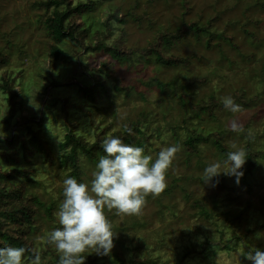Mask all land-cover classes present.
<instances>
[{"label":"rangeland","instance_id":"1","mask_svg":"<svg viewBox=\"0 0 264 264\" xmlns=\"http://www.w3.org/2000/svg\"><path fill=\"white\" fill-rule=\"evenodd\" d=\"M34 1L39 0H0V53L9 58L0 68V80L4 72L11 73L16 77L13 89L17 93L16 105L11 109L7 95L0 89V151L16 149L21 160L17 166L35 168L34 178L39 182L35 190L47 204L54 203L52 216H42L33 234V246L40 252L42 263L43 259L51 264L58 261L43 237L58 226L54 213L62 198V181L67 177L60 166L59 142L67 132V125L76 134L93 141L98 125L111 124L105 134L109 136L111 131L122 129L127 121L139 120L147 135L145 154L155 157L161 147L180 146L167 174L170 192L147 197L139 216L116 215L114 210L106 213L116 235L111 252L98 255L99 264H122L113 252H122L128 260L133 247L138 248V256L145 264H251L241 253L256 247L264 249V238L257 239V233L264 237V227H256L264 223V156L250 172L245 163L239 183L234 176L221 174L210 184L201 180L204 168L225 157L215 147L202 142L200 153L188 156L180 143L187 137L188 129L196 127L204 133L222 132L228 150H232L230 146L235 142L238 147L264 151V0H100L77 21L87 28L86 42L95 43V34L100 31L110 32L106 42L123 32L125 47L144 48L163 30L174 31L197 18L206 26L215 17L199 39L193 29L189 30L185 39L164 51L176 56L192 55L188 65L165 67L147 62L145 56L136 53L133 62H116L111 67L121 86L132 88L131 93L126 96L125 91L113 90L110 97L96 100L83 97L78 83L91 80L84 65L90 68L99 67L103 61L112 62L109 54L104 50L86 52L65 39L58 44L64 53L54 59L48 43L53 40L43 23L52 7L45 12L31 7ZM69 1L75 4L87 0ZM131 8L136 18L127 16L122 22L111 18L110 26L105 25L115 9H120L122 14ZM210 39L212 46H208ZM175 75L176 84L195 80L190 87L195 101H207L210 95L220 100L238 91L252 100L247 106L237 102L242 106L238 113L216 109L211 117L203 114L184 121L186 115L179 109L170 84ZM51 79L60 84L49 86ZM158 81L169 86L161 89ZM109 84L113 86L114 81L110 79ZM45 89L46 107L42 110ZM232 119L243 124L244 133L227 130ZM28 126L50 143L53 165L46 164L37 153L25 162L19 142L9 147L2 140L16 129L28 139L31 136ZM199 155L202 161H198ZM82 161L83 182L87 183L94 164L84 158ZM0 165L10 170L14 163L0 155ZM198 203L212 207L207 217L200 213ZM234 231L239 235L245 233L244 240L234 237ZM221 232L222 242L229 240L230 248L218 243ZM50 248L54 249L51 245ZM25 261L30 263L29 259Z\"/></svg>","mask_w":264,"mask_h":264},{"label":"trees","instance_id":"2","mask_svg":"<svg viewBox=\"0 0 264 264\" xmlns=\"http://www.w3.org/2000/svg\"><path fill=\"white\" fill-rule=\"evenodd\" d=\"M99 1L100 0H87L86 2L72 4L69 0H39L31 3V7L44 9L45 12L52 7L51 13L45 16L43 23L47 35L51 36V39L53 40L48 43L50 46V55L54 59H57L64 53L58 44L65 39L74 42L86 52L104 50L112 59V62L109 63L103 61L99 67L92 66L89 68L90 65H84L87 67L86 71L89 73L91 80L85 82V84L78 83V90L83 97H86L89 100H96L97 98L104 96L108 98L113 90L117 93L125 91L126 96L129 95L132 88L130 86H121L119 77L111 67L115 65L116 62H133V57L136 53L142 55L141 57L143 58L145 56L147 62L157 63L165 67L188 65L191 61L192 55L176 56L164 53V51H167L168 46L185 39L189 30L193 29L196 38L199 39L201 33L204 32V29L206 27H211V20L215 17H212L206 26L200 24L201 20L197 18L191 22L183 23V26L178 27L174 31L163 30L159 32L158 36L144 48L125 47V37L123 32L110 42H106V39L110 36V32L100 31L95 34V43L86 42L87 28L82 27V24H77V21L83 17L84 13L94 9ZM263 4L264 1L262 5ZM61 5L64 7L59 8ZM133 11L134 8H131L127 12L120 14V9H115L105 20V25L110 26L109 20L111 18L121 22L124 21L127 16L136 18V16L133 15ZM252 37L255 38L254 36ZM212 39L208 41V46H212ZM225 39L227 40V37H225ZM8 60L9 58L7 54L0 53V68L5 65ZM177 78V75H175L170 84H173V87L171 88L173 89V94L177 95L179 109L186 115L184 121L191 118H199L203 114L207 117H211L215 115L216 109H225L220 103V100L213 95H210L207 101H195L192 98L193 91L190 90L192 84H195V80H191L184 84L178 81V84H176ZM15 79L16 77L14 78L11 73L4 72L0 80V89L7 95L6 99L9 101L11 109L16 105L15 98L17 97V93L13 89ZM110 79L114 81L113 86H110L109 84ZM58 84H60L58 80L51 79L49 86ZM157 84L161 89L169 86V83H164L162 81H158ZM46 94L47 90L45 89L41 98L42 110L46 107V103H44ZM232 97L235 98L236 103L240 102L243 106H247L252 100V97H246L242 91L234 92ZM64 105H66V101L64 102ZM36 124H38V121ZM14 126L16 127V125ZM110 126L111 124L105 126L98 125L95 130L96 138L93 141H88L81 135L76 134L71 125H67V132L59 142V149L61 150L60 166L66 171L67 176L71 175L78 181L83 182L84 163L82 158L95 164L98 156L104 154L103 149L101 148V142L107 137L105 134ZM128 129H130V131H128ZM27 131L31 134L28 139L24 134L17 132L16 129L11 136L2 140L9 147H12L15 142H19L23 153V161L25 162H27V160L29 161L30 157H33L34 154L37 153L46 164L53 165L54 155L50 143L42 138L38 131H33L30 126H28ZM188 132L187 137L180 143L183 151L188 156L200 153L201 150L199 144L201 142L208 146L215 147L216 152L219 151L223 157H225L226 153L230 151L223 142L221 136L222 132L212 131L204 133L198 131L196 127L189 128ZM109 135L120 136L125 143L143 147L146 151L145 145L147 135L139 126V120L127 121L122 125V129L111 131ZM32 146H35V149H33ZM245 150L248 154L245 168L250 172L258 163L259 158L264 156V151L261 149H252L250 146L245 147ZM17 154L18 151L16 149L10 152L0 151V155L4 156V159L7 160V162L12 161V163H14V166H12L10 170L2 168L0 165V247L12 245L25 247L26 249L31 250L35 249L33 246V234L39 225L40 219L44 215L52 216L54 203L51 202L47 204L41 195L35 190V188L39 187L38 180L34 178L36 170L35 168L17 166L21 161ZM198 161H202V156H200ZM175 180H178V178H175ZM170 186L171 185H169L163 193L170 192ZM215 202L216 200L212 198L213 205H215ZM198 205L201 207L200 213H203L204 216L207 217L212 207H207L202 203H198ZM225 217L228 219L227 214H225ZM256 227L263 228L264 223L260 225L257 224ZM232 234L234 237H239L244 240L245 233L239 235V233L234 231ZM218 243L224 245L226 248H230L229 240L222 242V232L220 233V241ZM47 246L58 258V254L55 250L50 248V245ZM187 249H189L187 251L194 250L192 248ZM131 251L132 256L128 260L124 258L120 251H114L113 256L118 261H121L122 264L146 263V261L139 258V250L137 247L131 248ZM30 254V252L26 253L25 259H29ZM42 264H51V262L43 259ZM85 264H99L98 255L88 254L85 257Z\"/></svg>","mask_w":264,"mask_h":264},{"label":"clouds","instance_id":"3","mask_svg":"<svg viewBox=\"0 0 264 264\" xmlns=\"http://www.w3.org/2000/svg\"><path fill=\"white\" fill-rule=\"evenodd\" d=\"M220 103L231 113L242 111L230 95L220 97ZM227 130L245 132L237 119L229 122ZM247 135L252 136L251 130ZM230 147L232 150L222 161L206 165L201 180L211 184L213 178L224 174L234 176L239 183L248 154L235 142ZM101 148L104 154L98 156L89 182H80L71 175L62 181V198L54 213L58 226L43 237L58 254L57 264H85L86 254H109L116 232L106 213L114 210L116 215H141L147 197L155 198L167 188L168 170L180 151L179 145L164 146L153 157L145 154L143 147L125 143L117 135L105 137ZM261 238L264 237L257 233V239ZM29 252L30 264H42L39 251L12 245L0 247V264H26ZM241 255L251 264H264V249L259 247Z\"/></svg>","mask_w":264,"mask_h":264}]
</instances>
